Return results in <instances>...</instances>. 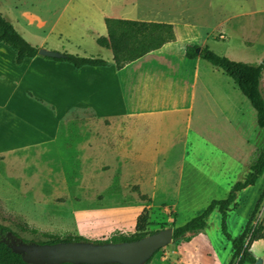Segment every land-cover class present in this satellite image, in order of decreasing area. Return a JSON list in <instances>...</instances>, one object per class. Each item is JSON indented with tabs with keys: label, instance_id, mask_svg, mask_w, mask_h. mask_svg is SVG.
<instances>
[{
	"label": "crops",
	"instance_id": "crops-1",
	"mask_svg": "<svg viewBox=\"0 0 264 264\" xmlns=\"http://www.w3.org/2000/svg\"><path fill=\"white\" fill-rule=\"evenodd\" d=\"M101 14L103 17L123 15L119 12ZM177 28L181 31L180 24H173L174 38L171 41L120 69L112 61L111 49L103 46L100 47L111 51V56L105 59V66H83L76 68L75 73L66 69L68 67L63 62L38 55L24 59L18 65L20 71L0 66V87L15 91L23 89L24 92V97L17 99L18 105H10L14 99L13 93L2 96L4 93L0 92V162L8 155L28 147L52 145L58 154V144L61 145L62 139L58 138L56 131L47 134L46 128L32 119L33 116L43 121L51 120L52 126L53 121L57 120L58 127L61 121L67 119L86 118L91 120L90 128L79 139L80 147L86 149L87 155L91 150L92 157L105 159L104 168L111 191L115 190V176L124 175L125 171H128L129 179L125 183V190L136 196L146 192L168 191L170 187H179L183 183L185 189L191 192L188 202L197 208L198 214L216 199L213 198L215 196L208 197L207 193H228L236 180L227 179L226 173L246 174L254 161L253 114H250L248 103L240 99L234 84L228 81L230 79L223 75V71L204 63L207 61L200 56L194 59L185 56L186 45L196 44L192 38H181ZM205 42L207 44L206 39ZM36 70L40 72L35 73ZM65 70L78 77L89 75V82L67 79L62 75L59 79L52 74L44 75V72L59 71L63 74ZM63 90L68 95L66 100L62 99ZM97 93L102 98H98ZM26 102L39 105V110L36 112ZM18 109L25 112L22 118L27 119L26 131L38 136L15 143L13 139H19L21 132L15 125ZM37 113L43 116L38 117ZM224 121L230 123L225 129L222 126ZM181 148L180 159L174 161L175 158H171L169 153ZM144 155L147 161L151 157L156 159L152 164L150 162V167L139 164L140 169L136 163L129 162L142 159ZM194 159L200 162L195 163ZM127 161L132 165L131 169L126 167ZM3 173L0 169L1 177L5 175ZM8 182L11 192L22 193L25 190ZM1 183L5 185L2 180ZM26 184L25 181L21 182V186ZM252 187L247 186L239 192L233 207H240L241 197ZM263 190L264 184L259 189L248 219ZM136 199L121 205L130 207L134 204L137 208L142 203H149L151 209L155 207L151 194L144 200ZM41 203L39 200L33 201L31 208L49 216L47 208L50 206ZM166 203L163 201L158 207L164 204L163 207L168 208ZM173 213L174 220L170 227H174L175 223ZM263 213L264 201L259 204L252 221V224H262L261 232L264 235ZM29 221L37 222L35 219ZM206 229L207 226L172 240L155 253L148 264H215L213 245L206 235ZM46 231L53 232L52 229ZM258 240L263 241L257 239L250 244L251 253V245Z\"/></svg>",
	"mask_w": 264,
	"mask_h": 264
},
{
	"label": "rangeland",
	"instance_id": "rangeland-1",
	"mask_svg": "<svg viewBox=\"0 0 264 264\" xmlns=\"http://www.w3.org/2000/svg\"><path fill=\"white\" fill-rule=\"evenodd\" d=\"M0 12L26 41L37 46L38 49L46 48L62 53L107 59L111 56V51L98 46L95 40L98 36L107 35L104 18L118 17L170 22L172 25L178 23L181 25V31L177 28L179 36L184 39L192 38L194 44L199 47L208 45L217 54L235 61L248 63L263 61L264 63V0H0ZM101 12L111 14L119 12L123 15L103 17ZM63 63L67 65L66 69H71L75 73L76 68L72 64ZM204 63L211 65L205 61ZM0 66L13 68L15 71L21 70L15 62V51L3 43H0ZM71 71L65 70L63 74L62 71L44 72V75L52 74L57 79L62 75L67 79L89 82V75L84 74L78 77ZM223 75L234 84L240 99L248 103L249 112L253 114L255 139L253 158L255 160L264 142V129L257 126L255 109L241 93L233 79L224 72ZM260 87L264 95V70ZM22 90L15 91L0 87V92L4 93L2 96L9 93L14 94L10 105H18L17 99L24 97ZM62 92V99L66 100L67 93L65 90ZM99 94L97 93V97L102 98ZM26 104L36 109V112L40 108L39 105L34 106L33 103L26 102ZM16 111L15 125L21 132L20 138L13 139V141L20 143L37 134L26 131L27 119L22 118L25 112L22 109ZM39 116H43L42 113L38 114ZM32 119L45 127L47 134L51 135L56 131L62 143L58 144V154L52 145L28 147L8 155L0 162L1 172L5 174L0 176V194L3 195H0V222L10 225L19 238L26 242L46 240L40 234L21 230L17 225L23 223L39 231L52 229V233L60 237L77 235L92 242L108 239L117 233L130 235L134 233L137 218L144 207L149 210L147 231L170 227L169 224L174 220L173 211L176 227L198 215L197 208L188 202L191 192L185 189L183 183L179 187H170L168 191L146 192L136 196L135 193L125 190L127 188L125 183L129 181L128 171H125L124 175L115 176V190L111 191L107 184L105 159L92 157L91 150L87 155L86 149L80 147L79 139H82L88 132L91 120L67 119L61 121L58 127L57 120L53 121L52 126L51 120L43 121L34 116ZM229 125L230 123L222 122L224 129ZM189 140L199 141V139ZM180 150L182 148L177 151L173 150L175 153L173 151L169 153L171 158H175L174 161L180 159ZM141 158L129 162L136 163L137 167L139 164L150 167V162L152 164L156 160L151 157L147 161L145 155ZM193 162L199 163L200 161L194 159ZM130 166L132 165L127 161L126 167L131 169ZM226 174L227 179L236 181L245 175V173L232 171ZM7 179L14 186L23 187L25 190L22 193L11 192ZM1 180L5 185L1 183ZM22 181L27 184L21 186ZM263 184L262 178L257 179L249 192L241 197L240 207H233L228 213L225 221L226 228L232 236L238 235L245 226L248 214ZM150 194L153 196L152 203L155 205L152 209L149 203H142L141 207L137 208L133 206L134 204L131 205L132 207L121 205L123 202L137 200L136 197L144 200L150 197ZM207 195L222 199L226 197L227 192H209ZM37 200L42 202L41 204L50 206L47 208L49 216L47 213L41 214L31 208L32 202ZM163 201L167 202L168 208L163 207L164 204L158 207ZM263 201L264 195L260 203ZM170 206H172L171 209H169ZM28 218L35 219L37 222H31ZM262 218L264 220V213ZM206 232L213 245L212 254L215 264H227L233 248L231 241L223 234L221 214L217 210H214L208 217ZM249 236L250 233L244 244L248 243ZM251 251L256 259L260 258L264 264V242L258 240L256 244H252ZM236 262L237 259L233 264Z\"/></svg>",
	"mask_w": 264,
	"mask_h": 264
},
{
	"label": "trees",
	"instance_id": "trees-1",
	"mask_svg": "<svg viewBox=\"0 0 264 264\" xmlns=\"http://www.w3.org/2000/svg\"><path fill=\"white\" fill-rule=\"evenodd\" d=\"M104 23L107 35L98 36L96 42L99 46L111 49L112 61L117 69H120L145 54L160 48L163 44L174 38L173 25L167 22L105 17ZM0 43L7 45L15 51V62L18 65L21 64L24 59L37 55L38 47L26 41L16 30L13 24L5 18L1 12ZM185 56L188 59H194L197 56H200L203 60H206L213 66L221 69L226 75L232 78L241 93L248 99L251 106L255 109L257 126L264 129V95L260 87L264 70L263 61L260 63L235 61L217 54L208 46L199 48L198 45L191 44L186 45ZM53 59L60 62H68L75 68H81L83 66H105L107 64V61L100 57L80 56L67 52H64L63 57ZM260 177L264 180V142L260 147L255 160L250 164L245 176L232 184L226 197L222 199H213L200 214L192 217L180 226H174L172 240L182 238L186 233H195L203 230L207 226V220L210 214L214 210H217L221 214V228L223 234L231 241L233 248L227 264H233L236 259L237 264H243L244 262H250L253 264L256 258L249 251L248 244L257 239H262L264 241V235L261 233L263 228L262 224L256 223L255 225H252L255 213L259 207L261 198L264 195V190L261 192L255 209L250 215L246 225L238 235L232 236L227 231L225 221L229 211L236 204L239 192L247 186L254 185L256 180ZM148 220L149 210L147 207H144L141 214L137 218L134 233L130 235L117 233L108 239L99 240L98 242L130 241L156 231L146 230L147 225L149 224ZM17 226L23 231H29L45 237L46 240H43V243H54L62 240H85L83 237L77 235L60 237L59 235L49 231H39L35 227H30L27 223L19 224ZM8 233H12L19 238L18 234L10 225L0 222V264H30L24 262L21 254L12 251V249L5 243ZM249 233L250 236L248 243L244 244ZM21 240L25 241L24 239ZM151 258L144 264H148ZM60 264L74 263L63 262Z\"/></svg>",
	"mask_w": 264,
	"mask_h": 264
},
{
	"label": "water",
	"instance_id": "water-1",
	"mask_svg": "<svg viewBox=\"0 0 264 264\" xmlns=\"http://www.w3.org/2000/svg\"><path fill=\"white\" fill-rule=\"evenodd\" d=\"M38 55L60 58L64 53L39 48ZM5 243L12 251L21 254L22 260L30 264H144L156 251L172 242L173 227L158 229L130 241L92 242L88 240H62L54 243L26 242L8 234ZM253 264H262L260 258Z\"/></svg>",
	"mask_w": 264,
	"mask_h": 264
},
{
	"label": "flooded vegetation",
	"instance_id": "flooded-vegetation-1",
	"mask_svg": "<svg viewBox=\"0 0 264 264\" xmlns=\"http://www.w3.org/2000/svg\"><path fill=\"white\" fill-rule=\"evenodd\" d=\"M9 234V233H8ZM8 234H7V238H6V241H9V237H8ZM15 236V235H14Z\"/></svg>",
	"mask_w": 264,
	"mask_h": 264
}]
</instances>
